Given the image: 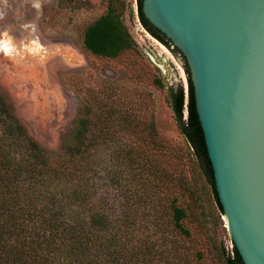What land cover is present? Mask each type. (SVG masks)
Segmentation results:
<instances>
[{
  "label": "trees",
  "instance_id": "obj_1",
  "mask_svg": "<svg viewBox=\"0 0 264 264\" xmlns=\"http://www.w3.org/2000/svg\"><path fill=\"white\" fill-rule=\"evenodd\" d=\"M136 6L143 27L170 47L144 17L142 0ZM82 43L108 58L134 49L112 4L87 25ZM183 68L186 92L168 87L185 143L175 148L158 140L153 122L138 118L132 99L103 83L86 87L63 153H55L27 132L0 90V264H244L230 236V248L211 238L196 248L185 224L182 195L198 200L188 167L203 178L220 215L223 209L185 61Z\"/></svg>",
  "mask_w": 264,
  "mask_h": 264
},
{
  "label": "rangeland",
  "instance_id": "obj_2",
  "mask_svg": "<svg viewBox=\"0 0 264 264\" xmlns=\"http://www.w3.org/2000/svg\"><path fill=\"white\" fill-rule=\"evenodd\" d=\"M109 4L134 41V49L116 58L94 55L82 43L87 25ZM103 83L132 99L138 118L153 122L164 145H185L168 100V87L182 85L187 90L183 63L143 27L136 0H0V90L43 147L63 153V137L84 102L86 87ZM193 171L188 167L186 174L192 176L198 200L187 193L181 200L195 246L205 248L211 238L230 248L223 216L203 178Z\"/></svg>",
  "mask_w": 264,
  "mask_h": 264
},
{
  "label": "water",
  "instance_id": "obj_3",
  "mask_svg": "<svg viewBox=\"0 0 264 264\" xmlns=\"http://www.w3.org/2000/svg\"><path fill=\"white\" fill-rule=\"evenodd\" d=\"M188 66L225 227L264 264V0H142Z\"/></svg>",
  "mask_w": 264,
  "mask_h": 264
},
{
  "label": "built area",
  "instance_id": "obj_4",
  "mask_svg": "<svg viewBox=\"0 0 264 264\" xmlns=\"http://www.w3.org/2000/svg\"><path fill=\"white\" fill-rule=\"evenodd\" d=\"M185 114H186V112H185Z\"/></svg>",
  "mask_w": 264,
  "mask_h": 264
},
{
  "label": "bare ground",
  "instance_id": "obj_5",
  "mask_svg": "<svg viewBox=\"0 0 264 264\" xmlns=\"http://www.w3.org/2000/svg\"><path fill=\"white\" fill-rule=\"evenodd\" d=\"M162 46V45H161Z\"/></svg>",
  "mask_w": 264,
  "mask_h": 264
}]
</instances>
